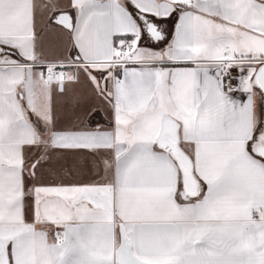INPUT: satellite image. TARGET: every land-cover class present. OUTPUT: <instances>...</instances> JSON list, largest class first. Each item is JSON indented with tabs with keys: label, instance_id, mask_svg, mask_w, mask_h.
Segmentation results:
<instances>
[{
	"label": "snow or ice",
	"instance_id": "obj_1",
	"mask_svg": "<svg viewBox=\"0 0 264 264\" xmlns=\"http://www.w3.org/2000/svg\"><path fill=\"white\" fill-rule=\"evenodd\" d=\"M0 264H264V0H0Z\"/></svg>",
	"mask_w": 264,
	"mask_h": 264
}]
</instances>
